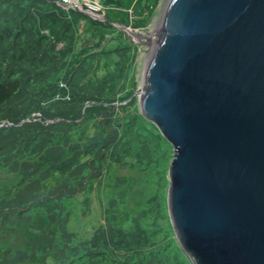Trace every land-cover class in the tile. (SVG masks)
<instances>
[{"label": "trees", "instance_id": "1", "mask_svg": "<svg viewBox=\"0 0 264 264\" xmlns=\"http://www.w3.org/2000/svg\"><path fill=\"white\" fill-rule=\"evenodd\" d=\"M157 2L136 0L120 23L140 28ZM106 18L52 0H0V264H194L166 206L173 146L136 99L115 105L136 90L139 52ZM124 166L146 178L157 169L160 194L129 208L132 180L110 179ZM95 187L104 223L82 240L67 204Z\"/></svg>", "mask_w": 264, "mask_h": 264}, {"label": "water", "instance_id": "2", "mask_svg": "<svg viewBox=\"0 0 264 264\" xmlns=\"http://www.w3.org/2000/svg\"><path fill=\"white\" fill-rule=\"evenodd\" d=\"M163 13L141 87L115 105L138 98L173 146L166 206L192 262L264 264V0H167Z\"/></svg>", "mask_w": 264, "mask_h": 264}, {"label": "rangeland", "instance_id": "3", "mask_svg": "<svg viewBox=\"0 0 264 264\" xmlns=\"http://www.w3.org/2000/svg\"><path fill=\"white\" fill-rule=\"evenodd\" d=\"M126 4L125 7H123L124 10H130L129 14L131 12V9L133 5L135 4L136 0H122ZM167 3V0H158L157 4L151 9V14L153 15L152 18L145 23L140 28H133L132 26L125 25L123 23H120L121 19L123 18V11L122 9H116L110 8V14L112 18L116 21V24L127 26L130 29L136 30V34L139 36L142 35V37H150L151 33L154 34L156 27L158 23L161 20V17L164 12L165 5ZM149 14H147L148 16ZM146 16V17H147ZM145 17V18H146ZM126 37V39L129 40V42L133 45L132 47L136 48L138 50V54L136 56V60L134 64L137 62V66H135L131 72H132V80L133 76L136 80V90L141 87L143 83L144 73L147 68L146 60L148 59L147 52L151 49V47L145 45V40H142V43L139 39L134 38V36L128 35L125 31L121 30ZM135 90V91H136ZM137 100V105L140 107V103L138 98H135ZM140 110V108H139ZM174 152L171 153V161L173 159ZM171 162H168L166 165L167 172H169ZM158 165V164H157ZM160 167H162L160 165ZM150 173L148 175L149 178L145 177L147 175L140 174L138 171L134 170L132 167L124 166V167H114L112 170H110V179L119 177V178H127L129 180H132L130 183L133 184L134 189V196H132V199L130 200V206L129 208H136L138 204H144L147 201V198L149 196H158L160 194L161 186L159 183L162 180L161 178H156L157 169H150ZM150 179V180H148ZM155 179V180H154ZM167 179L168 173H167ZM110 186L105 185L103 190L109 189ZM166 191L168 192L169 183H167ZM102 190V192H103ZM87 193L77 196L75 201L68 202V208L71 210L72 215L70 217V229L75 232V235L78 236L79 239L82 240H89L92 236L95 230L104 223V207L106 205V198L104 195L101 194L99 188L96 189V187L92 190V192L87 196ZM170 219V218H169ZM164 223V222H163ZM171 223V222H170Z\"/></svg>", "mask_w": 264, "mask_h": 264}, {"label": "built area", "instance_id": "4", "mask_svg": "<svg viewBox=\"0 0 264 264\" xmlns=\"http://www.w3.org/2000/svg\"><path fill=\"white\" fill-rule=\"evenodd\" d=\"M63 5L73 10L87 9L95 13H100L103 7L99 0H58Z\"/></svg>", "mask_w": 264, "mask_h": 264}, {"label": "bare ground", "instance_id": "5", "mask_svg": "<svg viewBox=\"0 0 264 264\" xmlns=\"http://www.w3.org/2000/svg\"><path fill=\"white\" fill-rule=\"evenodd\" d=\"M164 14V13H163ZM163 16L164 15H162V17H161V20L163 19ZM160 20V22L162 23V21ZM160 26V25H159ZM133 30V29H132ZM136 30L135 31H131V35H133L134 36V38H136V39H140L141 38V40H145V41H148L150 38H151V36H152V33H151V35H150V37L148 36V37H142V35L141 36H139L138 34H136ZM153 38V37H152ZM155 38V37H154Z\"/></svg>", "mask_w": 264, "mask_h": 264}]
</instances>
